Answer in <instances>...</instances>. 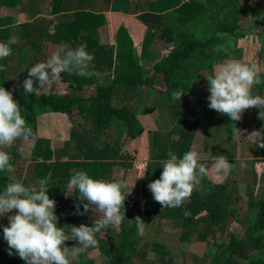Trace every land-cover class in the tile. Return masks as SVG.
<instances>
[{
    "label": "trees",
    "instance_id": "trees-1",
    "mask_svg": "<svg viewBox=\"0 0 264 264\" xmlns=\"http://www.w3.org/2000/svg\"><path fill=\"white\" fill-rule=\"evenodd\" d=\"M102 1L109 3L111 0ZM61 2L63 0H53V14L60 13V7L55 6V3ZM243 5L240 0H222L215 11L207 13L205 5L197 0L182 3L179 0L147 1V10L140 17L150 23L152 28L160 29V36L166 42L174 44L165 56L153 64L151 74L143 68L139 57L135 55L134 41L125 23H121L117 28L112 45L99 42L97 30L107 23L103 13L79 9L70 14L57 15L55 22L43 17L23 23L20 27L26 30L25 32L33 34L32 41L39 39L45 43L52 42L57 45L63 43L72 49L84 46L94 55L92 68L98 77L79 76L75 71L63 73L57 80L65 82L69 92L46 91L18 95L9 89L2 71L1 87L10 90L14 100L19 103L21 114L32 129V136L29 138L36 136L37 118L40 114L60 112L71 117L76 111L80 115L93 113L103 127L122 126L127 140H134L137 138V116L147 104L140 94L141 88L151 87L154 90L152 93L158 91V94H163L168 100L167 106L172 115L180 118V123L186 127L175 126L166 134L163 145L155 144L147 167L146 183L149 184L160 177L163 170L162 162L168 159L167 154L170 151L168 147L174 141L171 135L168 138L169 134H176L175 153L178 157L190 150L194 137L192 128L197 122V117H193L191 109L180 105L177 99L173 98V94L180 91L184 94L191 92L193 80L199 78L203 71L226 51L232 50L237 41L244 36L245 30L241 25ZM169 12L175 14L170 20L171 26L165 24L166 19L162 15ZM250 13L264 18V12L253 7H250ZM183 24H192L196 28L189 29L183 27ZM17 34L14 26L0 28V41L15 40ZM228 42H231V45L226 46ZM11 47L13 53L19 48V43L16 41ZM18 53L20 54V50ZM3 65L7 68V59ZM158 78H161L159 82ZM157 83L162 84L161 90ZM88 86H93V91L85 95L84 90ZM117 92H135L136 105L132 108L130 103L114 105L113 100ZM94 141L92 135L87 141L76 143L79 151L84 152V171L92 178L98 176V168L104 167V170L109 171L112 165H124L123 160L130 158L128 154H120L121 145L117 141L101 146ZM32 156L38 159L36 153ZM8 184H10L8 172L0 171V193ZM54 189L61 192L64 187ZM235 194L237 192L232 190L228 182L214 187L201 183L198 189L193 190L190 198L183 201L180 208L184 215L181 239L188 240L195 236L197 240H205L215 234L217 227L233 214ZM243 217L245 221L239 217H236V220L243 225L244 231L242 233L228 231L224 239L215 244V250L207 264H241L243 261L247 264H264V198L255 199L250 195ZM134 220L135 218L128 225L121 226L118 233L109 235V239L116 242L115 247L108 258L98 264H135L142 235ZM249 250L260 252L261 255L251 257ZM12 251L13 255L9 256L7 253L0 259L1 264H24L25 261L19 258L15 250Z\"/></svg>",
    "mask_w": 264,
    "mask_h": 264
},
{
    "label": "crops",
    "instance_id": "crops-1",
    "mask_svg": "<svg viewBox=\"0 0 264 264\" xmlns=\"http://www.w3.org/2000/svg\"><path fill=\"white\" fill-rule=\"evenodd\" d=\"M184 1L188 0H179L180 3ZM197 1L205 5L207 13L215 11L214 9L222 3V0ZM240 1L244 3L241 23H244L247 19H251L252 17H257L261 21V25H263L264 18H261L259 15L251 14L250 7L264 12V0ZM142 4L143 0H111L109 3L103 2L102 0H63V2L59 4L55 3V6L60 7L59 14H70L79 9H88L96 13H103L107 19V23L100 26L97 30L98 40L101 44L112 45L114 43L117 28L121 23H125L134 41L135 55L142 61L143 58L147 59L149 57L150 59L153 54L154 56L158 55L159 49H157L156 46H158L160 42L164 43V38L160 35L159 37L156 36V32H154L151 24L142 20L140 17L148 7L147 4H145V10L139 11L138 9H140ZM53 6V0H0V22H5V24H2L4 26L0 28L7 26L15 27V25L20 23H28L43 17L52 19L55 22L59 14L52 13ZM246 7L248 8L247 12H245ZM169 13H162L166 20ZM148 28L151 29V31ZM246 31L247 30H245V32ZM263 33L258 34L259 38L254 43L247 40L246 43L241 41L240 45H238L234 51L217 58L210 67L203 71L199 78L193 80L192 91L182 94L183 98L188 99L191 97L188 99V102H192V106L186 104L184 107L191 109L193 117H197V122L192 128L194 137L190 150L198 151L202 157L200 162L207 164L210 169L209 175L203 178L202 184L214 187L223 182H228L232 190H234L235 193L237 192L236 197H240L241 193L245 192L246 200L250 195L255 199L264 198V148L258 146V140L261 137L262 139L260 142H264V106H262L261 109L256 107L247 109L242 113L239 121H233L227 115L217 113L215 110L208 107L209 102L207 97L210 93L208 91V81L206 78L212 75L221 64L228 60L235 59L242 63L254 64L259 69L260 83L253 85L251 94L253 96L259 95L264 97V44L261 43V40L264 38ZM18 38L32 39L33 34H29L28 32L19 33ZM138 40L143 41V45L140 47L137 43ZM42 44L46 45L48 49L58 46L52 42H43ZM168 44L171 45V43ZM162 51L163 50H161V52ZM89 71L91 73L89 76L98 77L92 66ZM59 82L64 86V90L59 93L70 91L65 82ZM161 97L158 98L160 99ZM162 98L165 102L164 128L160 127L157 123L158 120L152 116L150 109L147 110V108H144V110H141L140 114L137 116V126L141 124V117L143 118L146 114L149 116L145 117V119L153 120V124L151 123V126L147 128H142L143 132L140 134L142 138L141 144L137 146V154L134 153V155H136L135 158L133 160H123L124 165H112L109 170L110 172L104 170V167L98 168V176L94 178L110 181L123 180L128 186L125 191H131V193L126 197L124 202L125 219L120 224L110 225L107 229H102L100 233H97L96 239L98 244L92 247V249L107 247L110 255L116 242L109 239V235L118 233L121 226L128 225L131 222L130 220L139 216L142 220L146 221V223L143 222L145 225L141 233L142 239L138 248V253L135 256V258L141 257L139 262L137 261L138 264H157V262L162 260L158 259L156 262L143 258L146 249L155 246L161 249L164 248V256L173 258L175 255L174 251L181 246V240H183L175 237V232H179V230H182L184 227V215L180 212L182 205L177 208H172L170 214H168L169 211H166L170 210V208L164 207L163 221L161 205L154 201L148 189V183H146L147 170L143 178H138L143 167L145 165L148 167V163L151 161V150H153L155 146L151 144V147L148 148V145L146 144L145 146L143 143V137L148 135V131H151V137L164 134L165 138V136H167L166 134L175 126H180L181 124L182 127H186L183 126L182 122L180 123V118L172 115V112L168 109L167 98L165 96ZM77 119L78 121H75L74 118L60 112L40 114L37 118V133L35 137L26 140L21 138L14 142L11 147L4 148V151H7L11 155L12 159L10 163L14 167V172H8L10 183L20 181L25 186H32L36 185L41 178L49 177V174H51L48 179L49 188L47 194L50 199L56 202L54 212L58 217L57 226L65 227V231H70L69 228L71 226L78 227L81 224L92 226L94 220L100 218L101 215L95 210H90L85 215L74 214L77 204L80 205V211L83 212V203H87V201L81 202L78 200V190L68 187L70 177L78 171H84V152L79 151L78 147H76V143L79 141H87L92 135L95 144L98 146L117 141V137L114 138V133L107 132L105 135L98 133L99 131L96 129V124L101 123L96 120L93 113L84 115L79 114ZM152 125H154L155 128H153ZM108 128H115V126H104L105 130ZM153 129L156 131H153ZM257 133H259V137ZM170 135L173 136V134H169L168 138L171 137ZM137 139H139V136L136 140ZM121 142L124 143V141ZM130 148L135 149V146L132 145V140L120 146V154L124 155L127 153L131 156ZM168 148L175 153L177 144L173 141ZM33 153H36L38 159L32 156ZM212 153H214V156H226L228 162L233 165L231 171L226 174H216L214 171H211L213 163ZM153 162L160 163L162 161ZM58 180L64 182L57 183ZM55 187L59 189L64 187V190L58 192V190L54 189ZM256 187L261 188L259 193L255 191ZM139 203L142 205L141 208L138 207V205H140ZM136 208H139L141 212L135 213L134 209ZM156 208L160 209L159 212L154 211ZM145 210L152 213H148ZM15 211L16 210H12L5 214V216L0 217V222H8V216L15 214ZM147 219L155 221H148ZM191 240L192 237L183 241L189 242ZM196 241L199 243L202 240L196 239ZM65 243L68 247L75 246V244L78 245L77 242L73 240L66 241ZM86 250L87 249H84V251ZM81 254L83 255V252L78 253L76 256L81 257ZM85 254L86 257H88V252H85ZM170 260L171 259H168V262ZM207 263L208 261H206L205 264Z\"/></svg>",
    "mask_w": 264,
    "mask_h": 264
},
{
    "label": "clouds",
    "instance_id": "clouds-1",
    "mask_svg": "<svg viewBox=\"0 0 264 264\" xmlns=\"http://www.w3.org/2000/svg\"><path fill=\"white\" fill-rule=\"evenodd\" d=\"M15 42L14 39L0 41V60L12 55L11 45ZM93 60L94 55L84 46L72 49L62 43L46 61L28 69V77L23 81L24 92L31 94L37 88L50 87L63 73L75 71L79 76H89ZM5 70V66L0 64V71ZM206 79L210 93L208 107L233 121H239L247 109L264 106V97L251 94L253 85L260 83L259 69L254 64L228 60ZM182 94L183 91L174 93L173 98L180 100ZM21 113L12 92L0 87V171L14 172L11 155L2 149L11 147L21 138L26 140L32 136V129ZM257 135L259 137V133ZM261 139L258 146L264 148ZM167 155L168 159L162 162L160 177L150 182L148 189L161 208H177L190 198L194 189L199 188L210 169L200 162L202 157L196 150H188L181 157L172 151ZM212 161L211 171L216 174H226L233 166L224 155H216ZM146 170L145 165L138 178H143ZM49 177L41 178L32 186L14 181L0 193V217L16 210L15 214L8 216V226L3 227V238L9 246L8 255H13L12 250H15L25 264H71L72 258L82 250L97 246V233L125 219L124 202L131 193L125 191L127 183L94 179L87 172L78 171L70 177L68 187L78 190V200L87 203H83V212L77 204L74 214L85 215L95 210L101 215L92 226H71L70 232H66L65 227L57 226L56 202L47 194ZM134 222L142 233L145 223L141 217L136 216ZM69 240L76 241L79 246H66L65 242Z\"/></svg>",
    "mask_w": 264,
    "mask_h": 264
},
{
    "label": "rangeland",
    "instance_id": "rangeland-1",
    "mask_svg": "<svg viewBox=\"0 0 264 264\" xmlns=\"http://www.w3.org/2000/svg\"><path fill=\"white\" fill-rule=\"evenodd\" d=\"M147 1H149V0H143L142 6L140 5L141 6L140 9H138L139 11L145 10V4H147ZM247 9L248 8L246 7L245 12H247ZM168 15L169 16L167 17L165 24L171 26L170 20L175 17V14L170 12ZM260 22L261 21L257 17H252L251 19H247V21H245L244 23H241L242 29L247 30V31L246 32L244 31V33H245L244 36L237 41L234 48L232 50L226 51L224 54L234 51V49L238 45H240L241 41H243V43H246V40L251 41L253 43L255 41H257V39L259 38L258 34H262L264 32V30H263L264 24L261 25ZM2 24H5V22H0V27L4 26ZM20 25H21V23L18 25H15L18 34L24 33L26 31V30L22 29L20 27ZM183 27H186L189 29L196 28L192 24H183ZM153 29H154V32H156L155 35L159 37L160 29H155V28H153ZM138 30H140V29H138ZM149 30L151 31V29H149ZM145 31H147V30H145ZM18 34H17V37L15 38V40L19 43V48L16 49L12 53V55L9 56V58H5V59H7V68L4 71V75H5L6 80L8 81L9 89L12 92H14L18 95H28V94H25L24 89H23V81L25 80V78L28 77V69L38 62L46 61L51 56V54L58 49V47L60 45L54 46V47L48 49V47L46 45L42 44L43 42L41 40L35 39L34 41H32L31 39H26V38H20L19 39ZM137 43H138L139 47L141 45H143V41H141V40H138ZM261 43L264 44V38H263V40H261ZM173 45L174 44L169 45L165 40H164V43L160 42V44L158 46H156V48L159 49L158 55L154 56V54H153L150 57V59L148 57L147 59L143 58L142 61L140 60L143 68L146 71H148V73L151 74L153 64L156 61L160 60L163 56H165V54L169 52V50L171 49V47ZM229 45H231V42H228L226 44V46H229ZM19 50L21 51L20 54L18 53ZM161 50H163V51L161 52ZM136 53L138 55L137 50H136ZM5 59L0 60V64H3ZM1 75H2V71H0V87H1ZM159 80H161V78H158V82H159ZM156 85H158L159 89L161 90L162 84L157 83ZM62 90H64V86L61 85V83L58 80H56L50 87L45 86L44 88H37L34 92L40 93L43 91L44 92L52 91V92L59 93V92H62ZM92 91H93V86H88L85 88L84 94L89 95ZM153 91L154 90L151 87H142L141 88L140 94L143 96V98L147 102V104L142 108V110H144V108H147V110L150 109V112H152V116L158 120L157 123L160 125V127L164 128V103L165 102L162 98V97H164V95L158 94L157 93L158 91H155L156 93H152ZM158 97H161V98L159 99ZM190 98H188V99H190ZM188 99L183 98V95H182L180 100L177 99V101L182 106H184L186 104L189 106H192V102H188ZM136 101L137 100H136V93L135 92H127V93L117 92V94L113 100V103H114V105H118V106L124 105L126 103H130L131 104L130 106L132 108L133 106L136 105L135 104ZM139 114H140V112H139ZM73 115L71 117L74 118L75 121L76 120L78 121L77 116L79 114L75 111ZM75 115H76V117H75ZM148 116L149 115L146 114L143 116V118L141 117V121H140L141 124L136 127V134H137V137L139 136V139H137V140L134 139L135 144H134V140H132V145L135 146V149L130 148V151H131L130 155L131 156L129 159H131V160H133L135 158L136 155H134V153L137 154V146H140V144H141L142 138L140 137V134H142V132H143L142 128H147V127L151 126V123L153 124V120L145 119V117H148ZM180 126H181V124H180ZM152 127L155 128L154 125H152ZM96 129H97V131H99L98 133L103 134V135H105L107 132L114 133V138L117 137V142L121 146L124 145L125 143L129 142L127 140L128 138L125 134V131H123L124 129L122 128V126L121 127L115 126V128H111V129L108 128L105 130L102 124L97 123ZM93 131H94V129H93ZM153 131H156V130L153 129ZM148 132H149L148 135L143 137V143L145 144V146L147 144L148 148H149V147H151V144L163 145V143L165 141L164 134H162L160 137L157 135H154L153 137H151V134H150L151 131H148ZM172 138L174 140V143L176 144V141H175L176 134L173 133ZM121 141H124V143H122ZM125 154H127V153H125ZM255 191L257 193H259L261 191V188L256 187ZM238 195H239V193H238ZM236 196L237 195L235 194L234 203H233V207H232V213L233 214L220 227H217L215 234L209 236L208 238H206L205 240H202L199 243L196 241L195 236H191L192 240L189 242L188 241L186 242V241L181 240V231L182 230H179V232H175V237L180 239L182 241V244L180 247H178L174 251L175 255L173 258H168V256H164L165 255L164 254V248L161 249V248H157L156 246L153 248H147L145 255H143V258L148 259L150 261H156V262L158 259H162L159 262H157V264L158 263L164 264V261H165V264H205L206 261H209L212 252L215 250V244L220 242L221 240H223L224 237L226 236V234L228 233V231L231 230V231H235L238 233H242L244 231L243 225L238 220H236L237 219L236 217H239L241 219L244 218L243 215H244L246 202H247L246 195H245V192L244 193L242 192L240 197H236ZM137 199H139V198H137ZM136 202H137V200H136ZM139 204L140 205H138V207L141 208L142 205H141V203H139ZM139 208L134 209L135 213L141 212ZM171 209L172 208H170V210H166V211H169L168 214H170V212L172 211ZM159 210H160L159 208L154 209V211H158V212H159ZM161 211L163 213L162 220L164 221V208H162ZM146 212L152 213V212H149L148 210ZM165 213H167V212H165ZM158 216H161V215H158ZM147 220L148 221H155V220H150V219H147ZM242 221H245V218ZM142 222L146 223V221H144V220H142ZM6 226H8V222H4V223L0 222V259H2L9 251L8 244L3 238V227H6ZM176 241H177V239H176ZM66 246H68V245H66ZM75 246H79V245L75 244ZM81 252H83V255L81 254V257L75 256L74 258H72L71 264H98L101 261L106 260L107 256L109 255V249L107 247H105V248L104 247H99V248L97 247V248H93V249H92V247H90V248H87L86 251L82 250ZM85 252H88V254H87L88 257H86ZM248 253L251 257H256V256L261 255L260 252H256L254 250H249ZM140 258L141 257L135 258L136 264H138L137 261L139 262ZM168 259H171V260L168 262ZM141 263H144V262H141ZM0 264H1V261H0ZM241 264H247V262L243 261Z\"/></svg>",
    "mask_w": 264,
    "mask_h": 264
}]
</instances>
